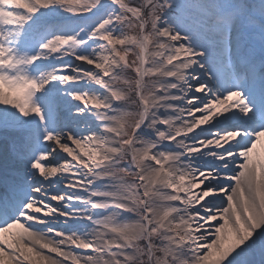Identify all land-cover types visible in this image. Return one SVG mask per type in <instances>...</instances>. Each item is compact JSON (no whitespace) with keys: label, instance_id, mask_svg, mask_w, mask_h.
Listing matches in <instances>:
<instances>
[{"label":"snow or ice","instance_id":"obj_1","mask_svg":"<svg viewBox=\"0 0 264 264\" xmlns=\"http://www.w3.org/2000/svg\"><path fill=\"white\" fill-rule=\"evenodd\" d=\"M0 264H264V0H0Z\"/></svg>","mask_w":264,"mask_h":264}]
</instances>
